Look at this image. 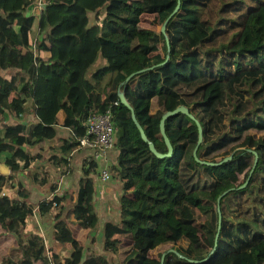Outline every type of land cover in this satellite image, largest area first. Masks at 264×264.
<instances>
[{
    "label": "trees",
    "instance_id": "16d2710c",
    "mask_svg": "<svg viewBox=\"0 0 264 264\" xmlns=\"http://www.w3.org/2000/svg\"><path fill=\"white\" fill-rule=\"evenodd\" d=\"M33 1L0 0V229L18 244L0 264H264V0H54L29 14ZM179 106L189 114L166 119L173 152L160 157L149 143L168 152L161 120ZM109 108L122 188L102 231L112 261L88 247L98 163L82 158L75 193L55 175L74 173L84 120ZM33 165L32 182L53 194L37 206L23 183V198L11 192L10 175ZM53 210L48 245L29 220ZM198 212L201 233L189 229Z\"/></svg>",
    "mask_w": 264,
    "mask_h": 264
},
{
    "label": "rangeland",
    "instance_id": "374dc122",
    "mask_svg": "<svg viewBox=\"0 0 264 264\" xmlns=\"http://www.w3.org/2000/svg\"><path fill=\"white\" fill-rule=\"evenodd\" d=\"M158 28H160V25L156 24ZM104 64V61L102 60V58L100 57L97 61V63L91 68L90 70V73L91 74L92 72L96 71L99 67H102V65ZM12 75L11 72H4L2 74V76L4 77H10ZM22 122L24 123H28V116L24 119L21 120ZM28 121V122H27ZM7 122H10V121H7ZM262 136V135H261ZM261 136H258L261 137ZM113 150L115 151L114 153H112V164L110 165V171L112 173V167L114 165H117L118 164V154H119V151L116 150V148L114 147ZM88 152L84 149H80V150H77L76 153L74 154V163L75 165H77V171L76 172H79V170L82 168V158L85 157V156H88ZM116 155V156H115ZM4 160H5V155L3 156H0V166L4 165ZM76 160V161H75ZM42 162V161H41ZM77 162V163H76ZM114 173V172H113ZM10 174V173H9ZM79 173H77L78 175ZM58 176H56L57 178ZM117 179H114L112 180V182H115L114 184L111 185L109 191L108 190H101L103 191L102 195H98V199H102L103 202H106L108 201L109 203L107 204L106 202V209H107V214L109 215H113L115 213V218L116 216L118 215V212H119V207H120V197L122 195V188H121V183L118 185L116 182L119 181L118 177L115 176ZM10 179L13 180L14 183H16V187L14 188V190H11V192H13V195L16 196V197H22V192L23 190L21 188H19L17 186L18 183H23V185L26 184V187H28V189L34 184L30 179H27L25 181V171L24 172H19L17 174H14V175H10ZM61 183V180L60 182ZM78 176L75 177L74 180L68 182L66 181L65 182V190L63 191V188L61 187L59 191H69L70 193H75L77 190H78ZM63 186V184H62ZM24 189H25V186H23ZM37 188H40V190L38 191H35V195L34 197H32V200L34 201V206H37L38 205V202L41 201V200H44V199H48L51 198L53 196V194H50V191L49 190H46V188H41V187H37ZM6 192L8 191L5 190ZM108 192V193H107ZM106 193V196L103 197V195H105ZM107 195H112L111 198L109 199L107 197ZM201 196H210L209 194H203ZM198 196H194V198H196ZM107 199V200H106ZM32 203V202H31ZM68 207L72 206L73 203L72 202H69L68 203ZM108 207V208H107ZM100 210H104V206L101 204L100 205ZM117 213V214H116ZM55 210H53L51 213H49L48 215L44 216V217H41L39 215V213L37 212V214L34 216L31 217L30 219V224H29V229L30 230H36V228H39V225H43L45 224V227L47 228H52L51 227V222H53L55 220ZM114 219V218H113ZM207 219V215L204 214V213H200L198 212L197 213V223L195 226H192V227H189L190 230H194L196 232H199L201 233V229H200V225L201 223H203L205 220ZM107 221V220H106ZM100 223H105V220L103 217H101V220H100ZM49 231V229H48ZM98 231L95 232V234H93V238L95 240V242H90V244H92V247L93 249H95L97 252H100L102 251V242H101V234L98 233ZM48 237V236H47ZM48 242H49V238L47 239ZM50 243V242H49ZM49 245V244H48ZM167 246L166 245H162V246H159L157 249L153 250L151 252V254L153 256H159L160 253L167 249L166 248ZM18 244H17V238L14 234L12 233H6L4 231H2V229H0V263L4 260H6L7 258V253L9 252H17L18 250ZM111 261L113 260L111 257H110Z\"/></svg>",
    "mask_w": 264,
    "mask_h": 264
},
{
    "label": "built area",
    "instance_id": "2783aa9c",
    "mask_svg": "<svg viewBox=\"0 0 264 264\" xmlns=\"http://www.w3.org/2000/svg\"><path fill=\"white\" fill-rule=\"evenodd\" d=\"M54 0H34L29 8V14H39ZM86 132L79 139V147L87 150L88 159L98 163L96 180L107 183L116 177L110 171L112 164V149L115 147L116 127L111 108L104 113L90 114L83 122Z\"/></svg>",
    "mask_w": 264,
    "mask_h": 264
},
{
    "label": "crops",
    "instance_id": "0c3cea01",
    "mask_svg": "<svg viewBox=\"0 0 264 264\" xmlns=\"http://www.w3.org/2000/svg\"><path fill=\"white\" fill-rule=\"evenodd\" d=\"M28 13H30L29 11H28ZM29 121V122H28ZM28 123H30V122H32V121H36V119L34 118V117H32V116H28ZM57 132H58V136L59 137H69L70 136V134H71V131H70V129H68V128H65V127H62V126H58L57 127ZM115 151L112 149V153H114ZM76 153V152H75ZM116 156V155H115ZM76 161V160H75ZM77 163V162H76ZM38 164H40V165H48L47 164V161L46 160H43L42 162L41 161H38ZM73 166H74V173L72 174V175H66V176H60V174H55L54 173V171L55 170H53V168H50V170L52 171V173H54L56 176H58L56 179L57 180H59V182H60V180H61V183H60V185H59V190H60V188L62 187L63 188V191L65 190V188L66 187H64L65 186V182L66 181H68V182H70V181H72V180H74L75 179V177L76 176H78V181L83 177V173H82V168L79 170V172H76L77 171V165H75V164H73ZM34 169H35V165H33L31 168H28V169H26L25 170V181L27 180V179H30L31 180V178H30V175L33 173V171H34ZM77 173H79L78 175H77ZM115 179H117V178H115ZM119 180V179H118ZM32 181V180H31ZM115 182H112V181H109V182H107V183H101V182H99L98 181V179L96 180V186H97V191H96V195H95V207H96V210H97V214H98V217H99V224H98V228H96V230H95V232L96 231H98V229L99 230H101V231H99L98 233H100L101 235H102V231H103V227H104V224L107 222V221H109V220H111V219H115V213L113 214V215H108L106 212H107V209H106V202H107V204L109 203L108 201H106V202H103L102 201V199H98V195H102V193H103V191H101V190H108L109 191V189H110V187H111V185L112 184H114ZM118 185L121 183L120 182V180L119 181H117L116 182ZM16 184V183H15ZM62 184H63V186H62ZM17 186H18V184H17ZM25 187H26V184L24 185ZM37 187H39V186H37V185H35V184H33L30 188H29V191L31 192V194H30V196H29V198L27 199L29 202H34L33 200H32V197H34V195H35V191H38V190H40V188H37ZM27 189H28V187H26ZM41 188H44V187H41ZM46 188V187H45ZM46 190H48V188H46ZM63 191L61 190V191H59L60 193H63ZM108 193V192H107ZM50 194H52L51 192H50ZM106 196V193H105V195H103V197H105ZM111 196L112 195H107V197L110 199L111 198ZM49 198V197H48ZM107 200V199H106ZM40 202V201H39ZM38 202V203H39ZM34 204V203H33ZM103 205L104 206V210H100V205ZM71 207V206H70ZM108 208V207H107ZM37 214V211L35 212V215ZM117 214V213H116ZM40 215V214H39ZM65 215V214H64ZM118 216V215H117ZM116 216V217H117ZM101 217H103L104 218V220H105V223H100V220H101ZM31 219V218H30ZM107 220V221H106ZM55 222H56V220H54L53 222H51V229L50 228H47V227H45V224H43V225H39V228H36V230H32V231H34V232H37V233H40L44 238H45V240L47 241V243L49 244V245H52V244H54L55 243V239H54V224H55ZM29 224H30V220H29ZM48 229H49V231H48ZM95 232L93 233V234H95ZM48 236V237H47ZM49 238V242H48V239ZM92 239H94L93 238V235L91 236V239H90V242H92ZM101 242H102V248H103V238H102V236H101ZM94 243V242H93ZM88 247L90 248V249H93V248H91L92 247V244H90V243H88ZM95 250V249H94ZM96 251V250H95ZM97 252V251H96ZM97 253H99V254H102V255H104V256H106L107 257V259L109 260V261H111V259H110V257H111V255L109 254V253H107L105 250H104V248L102 249V251H100V252H97Z\"/></svg>",
    "mask_w": 264,
    "mask_h": 264
},
{
    "label": "water",
    "instance_id": "95a60500",
    "mask_svg": "<svg viewBox=\"0 0 264 264\" xmlns=\"http://www.w3.org/2000/svg\"><path fill=\"white\" fill-rule=\"evenodd\" d=\"M179 8H180V1H179V3L177 4V6H176L175 10L173 11V13L167 18V20H166V21L164 22V24L162 25L161 30H162L163 33L166 32L167 23H168L169 20H170V19H171V18H172L177 12H178ZM140 72H141V71H140ZM138 73H139V72H135V73L131 74V75L128 77V79H130L131 77L137 75ZM120 97H121V101H122L125 105H127L128 107H130V109H133V108L131 107V105L129 104V102L127 101V99L125 98V95H124L123 93L120 94ZM178 112H183V113H185V114H189V110H188V108H187L186 106H179V107H177L176 109H174V110H172V111H168V112H166V113L163 115L162 120H161V131H162V133H163V135H164V137H165V141H166L167 146H168V149H169L168 152L165 153V154L159 153V152H157V150L155 149L153 143H152V142L149 143V144H150V148L152 149V151H153L155 154H157L158 156H160V157L170 156V155L172 154V152H173V146H172V144H171V141L169 140V138H168L167 135L165 134L164 124H165L166 119H167L170 115L175 114V113H178ZM132 113H133V116L135 117L134 112H132ZM198 125H199V132H200V135H199V142H198V145H197V147H196L195 150H194V154H195V155H196V153H197L198 146H199V144H200L201 141H202V129H201L200 124H198ZM142 135H143L144 139H147V137H146V135H145V133H144L143 130H142ZM228 158H230V157H228ZM228 158H227V159H228ZM256 160H257V158H256ZM254 167H255V166H254ZM254 167H253V169L251 170L250 176H251L252 173H253ZM0 171H2V172L5 173V174H9V173H10V170H9L5 165L0 166ZM249 178H250V177H249ZM248 181H249V179H248V180L246 181V183H244L241 187H245V186L247 185ZM227 192H228V191H225L222 195H220V196L218 197V204H220V200H221V198H222ZM220 223H221V220H220ZM219 230H220V226H219ZM218 238H219V232H218L217 235H216V241L218 240ZM171 250H172V251H175V249H171ZM164 256H165V255L162 256V262H163V260H164Z\"/></svg>",
    "mask_w": 264,
    "mask_h": 264
}]
</instances>
